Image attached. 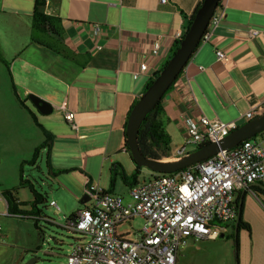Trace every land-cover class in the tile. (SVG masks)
<instances>
[{"label":"crops","instance_id":"obj_1","mask_svg":"<svg viewBox=\"0 0 264 264\" xmlns=\"http://www.w3.org/2000/svg\"><path fill=\"white\" fill-rule=\"evenodd\" d=\"M203 1L47 0L46 14L61 22L62 32L61 37H50L68 51L59 53L32 40L35 0H0V72H6L19 104L36 113L29 99L34 95L53 107L51 115L35 119L41 140L47 141L48 169L60 187L54 197L63 208L81 203L92 183L126 199L136 177L141 183L137 175H129L136 164L126 150L125 132L129 113L151 78L141 74L134 79L133 74L142 64L154 74L163 68L178 42L176 33L189 30ZM221 6L220 27L200 45L163 100L172 140L184 139L189 116L242 126L247 123L242 116L264 104V0H222ZM95 23L104 28L98 40L90 31ZM53 40L46 38L48 43ZM156 42L162 45L158 55L153 54ZM218 51L224 60L218 59ZM67 112L76 114L77 129L65 120ZM255 140L264 145V132ZM18 185L8 187L0 178L7 209L12 197L5 192ZM253 187L257 193H236L244 205L243 220L251 228L239 234V264H264V182ZM14 198L19 214L37 211L25 208L32 204L27 190ZM52 202L60 210L59 203ZM4 233L7 239L8 229ZM219 239L191 241L180 251L177 264L181 259L185 264H212L218 258L222 264H235V240L219 244Z\"/></svg>","mask_w":264,"mask_h":264},{"label":"built area","instance_id":"obj_2","mask_svg":"<svg viewBox=\"0 0 264 264\" xmlns=\"http://www.w3.org/2000/svg\"><path fill=\"white\" fill-rule=\"evenodd\" d=\"M168 2L161 0L162 4ZM221 3L201 44L210 40L223 21ZM90 31L92 38L98 40L104 28L102 24L95 23L90 26ZM186 33L178 31L177 40L182 41ZM161 47V43L156 42L153 54L158 55ZM217 56L220 61L225 59L221 51ZM141 74L149 76L151 81L156 78L147 64H142L133 78L138 79ZM263 113L264 104H259L242 119L248 122ZM65 120L77 129L74 112H67ZM240 126L236 121L223 122L205 115L198 118L189 116L184 147L179 148L175 155L171 153L166 161H176L191 154L187 147L196 151L208 144L219 143ZM262 182L264 145L254 138L195 167L171 174H156L137 183L130 188L127 199L112 195L92 183L86 190L89 201L62 226L77 235L67 264H177L180 251L191 241H215L222 235L231 234L238 218L236 193L250 190ZM51 207L59 210L56 202H51ZM7 214L10 215L9 212ZM11 215L18 219L42 220L32 215ZM138 218L145 222L141 230L119 232L121 227ZM2 238L3 225L0 222V240Z\"/></svg>","mask_w":264,"mask_h":264},{"label":"rangeland","instance_id":"obj_3","mask_svg":"<svg viewBox=\"0 0 264 264\" xmlns=\"http://www.w3.org/2000/svg\"><path fill=\"white\" fill-rule=\"evenodd\" d=\"M0 66H2L1 63ZM31 107L36 113H33L29 105L25 107L18 103V99L10 89L6 72H0V178L8 187L20 184L22 178L31 181L40 194L47 198L45 204L38 206L42 215L55 222V224H49L43 220L37 222L29 218L18 219L11 214H6L7 204L0 194V213L6 215L0 216V222L3 225L0 264H67L71 245L76 241L77 235L64 230L62 226L77 211V207L83 206L81 203L76 206L72 203L68 209H65L54 197L60 187L54 182L53 172L48 169V153L45 148L47 141L41 140L43 132L35 119L43 120L42 115L32 104ZM145 126L146 124L143 125L142 130ZM172 143V155H175L179 148L184 147V140L176 139L172 140ZM35 150L39 152L37 157H35ZM186 150L191 153L194 148L187 147ZM166 159L162 158V160ZM129 173L131 178L137 175L139 182L158 174L144 167L139 169L136 165ZM27 191L28 196L32 198V204L26 205L25 208L31 209L34 208V199L29 190ZM53 200L59 203L60 210L51 207ZM144 224V220L138 218L121 227L119 232L135 233L141 230ZM5 229H8L9 233L7 239ZM231 240V238H224L219 239L218 242L224 244L225 241ZM181 262L185 264L184 259H181ZM212 264H222V262L218 258Z\"/></svg>","mask_w":264,"mask_h":264},{"label":"water","instance_id":"obj_4","mask_svg":"<svg viewBox=\"0 0 264 264\" xmlns=\"http://www.w3.org/2000/svg\"><path fill=\"white\" fill-rule=\"evenodd\" d=\"M221 0H204L196 17L187 31L185 37L180 42L178 49L171 57L166 66L161 70L159 75L146 89L144 94L139 98L138 102L133 106L126 125L125 138L128 142V147L131 159L137 164L138 168H147L158 174L176 173L193 165L206 161L222 151L231 150L238 147L243 141L254 139L264 132V113L246 124L240 126L235 131L222 139L219 143H212L201 148L191 154L176 160L166 161L147 157L140 146L142 136V127L154 112L157 106L164 100L172 86L177 82L183 71L188 66L192 57L201 45L203 36L206 34L212 17L217 11ZM31 103L37 111L44 116H49L53 113V107L42 99L31 95L29 96ZM254 186V185H253ZM89 196L86 194L81 204L85 205L89 201ZM241 212L235 224L238 227ZM238 231L236 230V236ZM223 237V235H222ZM236 247V245H235ZM236 264H239L237 259L236 249Z\"/></svg>","mask_w":264,"mask_h":264},{"label":"trees","instance_id":"obj_5","mask_svg":"<svg viewBox=\"0 0 264 264\" xmlns=\"http://www.w3.org/2000/svg\"><path fill=\"white\" fill-rule=\"evenodd\" d=\"M46 4H47V0H35V9H34V13L32 16V40L39 46L47 47L53 51H56L59 53L68 52L65 46L61 45V43L56 40L54 41L53 38L50 37L51 34L58 35L59 37H61L62 35L61 22L46 14ZM47 36L50 38V40L51 39L53 40L52 43H48L46 41ZM180 42L181 41L176 42L174 46V50L172 51V54L169 57V59L164 64L163 68L166 66V64L169 62L171 57L174 55L175 51L178 49ZM161 70L156 74V77L159 75ZM152 82L153 81H151L150 84ZM150 84L148 85V87L150 86ZM172 88L170 89V91L172 90ZM162 103L163 101L157 106V108L154 110V112L150 115V117L145 122L146 126L144 130H142V136L140 140V146L142 148L143 153L147 157L155 158V159L168 158L170 157L172 153V147H171L172 139L166 129V125L169 120L166 118V110ZM126 150L130 154L127 141H126ZM38 155H39V152L36 150L35 157H37ZM191 167H195V165ZM135 179H136L135 183H138L137 177ZM21 190H29L31 195L33 196V199H34L33 206L34 208L37 209V211L31 213L32 216H37L41 218L43 221H45L44 219H48L50 221L53 220L51 218H47L46 216H43L42 211L38 208L39 205L41 204L43 205L47 202V198L43 196L42 194H40V192L35 188L34 184L31 181L24 180L23 178L21 179V182L17 187L13 188L12 190L8 192H5L6 195H11L12 197L10 199H7L8 209H9L8 212L10 214L20 213L17 210L19 204L16 203L14 194L19 193ZM249 191L257 193V189L254 187H252ZM240 201H241V198H237L236 204L238 206V215H239V211L241 212V218L239 220L238 227L236 228V226L234 225L232 233L229 235H224V238L226 239L231 238L235 240L237 255L239 253V248H240V242H239L240 232L242 230H248L249 232H251V228L249 224H246L243 220L244 205H240ZM35 221L38 222L40 220H35ZM46 223H50V222H46ZM236 230L238 231L237 236H236Z\"/></svg>","mask_w":264,"mask_h":264}]
</instances>
